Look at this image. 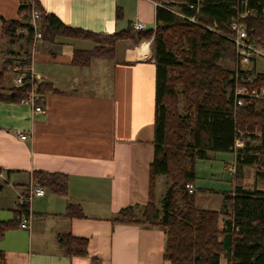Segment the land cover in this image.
I'll use <instances>...</instances> for the list:
<instances>
[{
    "label": "crops",
    "instance_id": "0c3cea01",
    "mask_svg": "<svg viewBox=\"0 0 264 264\" xmlns=\"http://www.w3.org/2000/svg\"><path fill=\"white\" fill-rule=\"evenodd\" d=\"M38 3L65 25L95 34L120 32L135 22H142L144 30L155 29L160 4L155 0ZM19 6L20 0H0V68L22 59L28 50L30 68L41 76L40 83L52 84L56 91L44 94V113H35L22 101L0 100V210H12V217L0 220L14 217L18 198L35 171L65 173L69 182L66 195L46 189V195L33 198L29 229L17 227L0 238L4 264H92L94 257L102 264H171L164 255L163 228L113 221L121 209L141 207L149 200L156 115L152 40H120L114 58H95L87 67L74 65L75 50L92 49L96 41L59 34L34 46L24 39L11 43L4 20L28 21ZM13 77L9 70L6 91L14 86ZM17 131L28 133V138L22 139ZM166 178L158 176L156 197L161 182L167 189ZM69 203L79 204L84 216H66ZM65 233L87 237L88 254H66L59 242Z\"/></svg>",
    "mask_w": 264,
    "mask_h": 264
},
{
    "label": "trees",
    "instance_id": "16d2710c",
    "mask_svg": "<svg viewBox=\"0 0 264 264\" xmlns=\"http://www.w3.org/2000/svg\"><path fill=\"white\" fill-rule=\"evenodd\" d=\"M155 29H136L134 24L113 34H95L65 25L58 17L46 13L38 0H20L19 11L30 17L33 4L42 11L39 20L43 39L53 40L59 34L90 37L96 41L92 49H76L73 64L87 67L95 58H114L120 40L135 42L152 40L156 64L155 155L149 170V200L143 206L131 205L120 210L114 222L160 226L166 232L165 257L171 264H264V100H249L236 106L234 98L235 44L227 36L212 31L206 25L219 22L222 32H232L231 21L246 9L253 11L243 20L248 38L264 46V0H202L199 13L187 2L196 0H155ZM176 6L177 12L170 7ZM122 10H117L121 17ZM196 15L198 22L188 19ZM27 27L28 33L18 30ZM4 33L11 43L24 39L32 42L29 22L4 20ZM21 64L29 65L28 50ZM233 63V67L228 63ZM11 60L0 68V100L21 101L32 89L30 81L6 91V74ZM255 72V71H252ZM252 88L264 87V73L256 75ZM37 91L45 94L56 89L49 83H39ZM243 132L244 146L235 140ZM233 152L236 165L233 190L223 193L219 209L201 208L195 188L196 163L209 159L212 152ZM255 167V183H243L245 168ZM169 180L161 206L156 204L157 178ZM52 193L66 195L68 176L61 172L38 170L32 176ZM193 185V190L187 187ZM2 184L0 183V190ZM20 206L14 217L0 220V238L20 227ZM135 209L140 210V217ZM65 215L83 217L77 203H69ZM88 238L59 235V242L70 256L88 254ZM5 253L0 250V264ZM92 264H102L97 257Z\"/></svg>",
    "mask_w": 264,
    "mask_h": 264
},
{
    "label": "built area",
    "instance_id": "2783aa9c",
    "mask_svg": "<svg viewBox=\"0 0 264 264\" xmlns=\"http://www.w3.org/2000/svg\"><path fill=\"white\" fill-rule=\"evenodd\" d=\"M240 1V0H237ZM242 3L246 6V0H242ZM188 6L199 13L202 9V0H196L195 3L187 2ZM253 11L246 9L243 12H240L239 15L232 19L231 28L232 32L226 34L222 32L219 28V22L214 21L211 25H206V27L212 31L218 32L227 36L235 44L238 60L235 63V86H234V98L236 106H243L249 100H264V87L261 89L252 88L251 85L256 81V75L258 73H264V46L250 41L248 38L247 27L244 22V18L249 14H252ZM30 20L29 24L33 29V38L32 45H36L38 41L43 39V33L40 25V18L42 16V11L37 4H33L30 11ZM189 20L198 22L196 15L188 17ZM134 26L136 29H144V24L142 22H135ZM19 33H28V28L23 27L18 30ZM12 64L10 69L14 75L13 83L14 86L20 87L24 85L27 81L31 82L32 89L27 96L22 98V102L28 103L34 107L35 113H44V95L37 91V86L40 83L41 76L37 75L30 68V65L22 66L20 61H11ZM255 71V72H252ZM22 139L28 138V133L17 131ZM243 132H240V135L235 140L236 147L244 146V139L242 137ZM231 171H235V166L231 167ZM1 175V174H0ZM187 187L190 190H193L192 184H187ZM46 188L35 181L32 177L30 184L27 190L21 194L18 198L19 206L28 205V212H21L18 216L20 220V227L24 229H29L33 220V215L30 212V203L33 198L38 196L46 195Z\"/></svg>",
    "mask_w": 264,
    "mask_h": 264
},
{
    "label": "rangeland",
    "instance_id": "374dc122",
    "mask_svg": "<svg viewBox=\"0 0 264 264\" xmlns=\"http://www.w3.org/2000/svg\"><path fill=\"white\" fill-rule=\"evenodd\" d=\"M181 2L177 0V3ZM174 11H178L176 6L170 7ZM31 17V16H30ZM28 18V22L30 20ZM23 59V58H22ZM22 59H16V61H22ZM25 66L26 64H20ZM228 65L233 67V63L229 62ZM2 65H0L1 67ZM7 75V74H6ZM212 157L209 159H199L196 163V175L195 188L197 190V204L201 208H216L221 207L223 202V193L234 189V175L231 171V167L236 165L235 155L233 152H212ZM243 184L246 187H252L255 183V167L248 166L245 168ZM168 178V177H167ZM166 178V185L169 186L170 180ZM166 187V188H167ZM165 188L163 182L159 185V193L156 199V204L161 206V199L164 197ZM157 195V194H156ZM13 199V194H10ZM13 203V201L11 202ZM14 204H12L13 206ZM136 214L140 217V210L135 209ZM12 217V210H0V216L2 218ZM226 263L225 257H223V264Z\"/></svg>",
    "mask_w": 264,
    "mask_h": 264
},
{
    "label": "bare ground",
    "instance_id": "6f19581e",
    "mask_svg": "<svg viewBox=\"0 0 264 264\" xmlns=\"http://www.w3.org/2000/svg\"><path fill=\"white\" fill-rule=\"evenodd\" d=\"M243 147V146H242Z\"/></svg>",
    "mask_w": 264,
    "mask_h": 264
}]
</instances>
